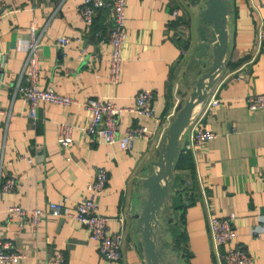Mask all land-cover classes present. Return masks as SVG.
<instances>
[{"label": "crops", "instance_id": "crops-1", "mask_svg": "<svg viewBox=\"0 0 264 264\" xmlns=\"http://www.w3.org/2000/svg\"><path fill=\"white\" fill-rule=\"evenodd\" d=\"M5 1L0 19L1 177H14L17 184L6 190L0 182V245L22 255L0 264H51L57 249L66 253L63 264H103L96 239L77 218L48 213L33 227L29 218L23 223L10 218L7 209L12 203L45 206L50 200L73 206L89 193L87 182L95 177L99 166L106 167L109 174L105 189L96 195L99 210L109 216L113 230L124 231L120 263L146 264L136 214L141 208L142 178L157 167L158 142L141 136L132 148L125 149L118 143L93 139L82 129L91 114L83 100L112 96L125 106L120 130L137 123L153 127V117L132 108L135 94L141 88H152L159 115L190 94L204 65L198 60L197 48L204 0H127V38L116 83L110 79V44L97 39L93 32L94 28L110 29L111 3L96 13L91 24L80 16L83 0ZM232 3L227 17L225 69L206 98L195 104L191 121L181 134L180 150L192 152L194 171L174 164L171 194L180 187L183 193L179 199L186 204L182 246L174 244L173 227L176 213L183 209L175 211L172 195L160 215L161 224L166 226L163 245L180 264H220L209 229L210 214L233 215L237 229L234 242L247 248L253 256L252 264H264V108H251L246 99L249 92L264 91V42H258L264 0ZM179 17L187 19L188 25L190 42L184 51L174 37L179 26L173 21ZM33 23L41 40L40 84L76 98L70 104L42 100L36 116L29 113L24 97L13 92L26 66ZM61 34L70 37L65 47L57 43ZM213 95L219 101L208 106ZM196 119L216 130L217 135L186 148ZM62 121L74 124L70 157L57 139ZM193 174L196 188L188 186Z\"/></svg>", "mask_w": 264, "mask_h": 264}, {"label": "built area", "instance_id": "built-area-1", "mask_svg": "<svg viewBox=\"0 0 264 264\" xmlns=\"http://www.w3.org/2000/svg\"><path fill=\"white\" fill-rule=\"evenodd\" d=\"M5 0H0V19L3 14ZM127 0H83L79 5L80 16L91 23L99 9L106 4L112 5V25L108 31L99 29L96 31L101 41H108L109 49V72L112 82H118L122 70L123 46L127 38L125 26V7ZM35 23L31 26V34L27 43L28 54L26 66L19 75V79L14 86V94H21L28 104L29 113L33 116L37 114V107L42 100L70 104L76 98L68 93L62 92L55 87L42 86L39 78V52L41 40L36 32ZM258 42H264V21L258 23ZM57 43L65 47L70 43V37L61 34L57 37ZM184 51V50H183ZM2 65L0 64V73ZM155 91L152 88L144 87L135 94V105L132 107L140 113L153 117L155 125L150 127L145 123L129 124L120 130V117L122 110L126 107L119 104L112 96L87 97L83 104L91 112L82 129H84L93 139L118 143L122 148H132L135 139L141 136L156 139L158 144L162 139L165 130L179 109L177 101L164 115L156 114ZM247 103L251 108H264V91L249 92ZM219 97L213 95L207 105L216 104ZM0 111H2L0 109ZM191 121V119H190ZM189 121V122H190ZM74 124L62 121L58 132V142L67 157H70L69 149L73 141ZM217 135L216 130L206 127L201 120L192 121L190 127V141L186 148H193L202 144ZM157 144V145H158ZM3 162L0 161V182L3 189H12L17 184L14 177L2 179L1 170ZM108 170L104 166H99L95 177L87 182L88 194L79 197L73 206H69L63 201L50 200L45 206L34 205L25 207L20 203H12L8 206L10 218H16L23 223L29 218L33 227L45 218L46 214L64 215L75 217L84 223L90 230L91 235L96 239V244L103 256V264H121L123 256L124 231L123 229L113 230L108 223L109 216L99 210L96 195L103 192L108 180ZM209 229L213 236L214 244L220 264H252L253 256L247 248L236 244L235 238L237 229L233 222V215L221 216L218 214L209 215ZM10 243V242H8ZM226 248L222 249V245ZM22 253L15 249H9L3 244L0 245V262L15 259ZM51 264H63L66 260V253L62 249L53 252Z\"/></svg>", "mask_w": 264, "mask_h": 264}, {"label": "water", "instance_id": "water-1", "mask_svg": "<svg viewBox=\"0 0 264 264\" xmlns=\"http://www.w3.org/2000/svg\"><path fill=\"white\" fill-rule=\"evenodd\" d=\"M199 25V58L204 65L193 83L190 94L179 104V109L157 148L156 168L142 178L141 208L136 214L146 264H180L169 256L164 247V231L160 215L171 198V179L174 176L175 157L179 153L181 134L189 124L195 104L206 98L209 89L225 69L229 34L228 13L232 0H204ZM201 57V58H200Z\"/></svg>", "mask_w": 264, "mask_h": 264}, {"label": "trees", "instance_id": "trees-1", "mask_svg": "<svg viewBox=\"0 0 264 264\" xmlns=\"http://www.w3.org/2000/svg\"><path fill=\"white\" fill-rule=\"evenodd\" d=\"M94 19H95V17H94ZM93 23H94V20H93V22H91V24H93ZM173 23L175 25L178 23V26H179V28L176 29V33H175L174 37L178 41L180 46H183V50H185L184 47H187L189 42H190L189 36H188L189 33L187 32L188 31L187 19H185V18L183 19V18L179 17L178 20L176 22L173 21ZM96 31H97V28H94L93 32L95 33V36L97 39L100 40V38L96 34ZM194 165H195V161H194V156H193L192 152L190 150H187V149L185 150L184 148H182L176 157L175 166L176 167H189L191 169V171H194ZM193 176H194V174H193ZM179 177L180 176H177L174 179V186H176L175 180L177 181V179ZM190 185H191V188H196L197 185H196L195 176L193 177L191 184H189L188 186H190ZM176 187H175L174 194L173 195L171 194L172 199H173L171 203L173 204V207H175V211L178 207H181L183 210H181L182 211L181 213L180 212L176 213V218H177L176 220L177 221L175 222V225L173 227V234L175 236L174 238H175L176 242L178 241L177 244H176V242H174V244L177 245L178 247H180V246H182L180 240H183L185 237V228L182 224L184 222V207L186 204L180 200L181 194L183 193L182 189L180 187H177V188ZM179 201H181V202H179Z\"/></svg>", "mask_w": 264, "mask_h": 264}]
</instances>
